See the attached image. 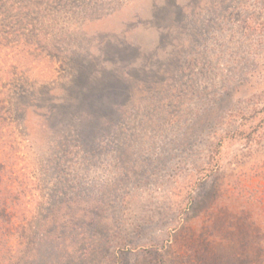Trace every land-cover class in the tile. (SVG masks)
Here are the masks:
<instances>
[{"label": "rangeland", "instance_id": "obj_1", "mask_svg": "<svg viewBox=\"0 0 264 264\" xmlns=\"http://www.w3.org/2000/svg\"><path fill=\"white\" fill-rule=\"evenodd\" d=\"M0 203V264H264V0H0Z\"/></svg>", "mask_w": 264, "mask_h": 264}, {"label": "trees", "instance_id": "obj_2", "mask_svg": "<svg viewBox=\"0 0 264 264\" xmlns=\"http://www.w3.org/2000/svg\"><path fill=\"white\" fill-rule=\"evenodd\" d=\"M115 81H117L118 83L120 82V80L118 78H116V77H115ZM87 100H88V98H86V101ZM83 102H85V99L83 100ZM0 205H1V203H0ZM11 217H12V215L8 216L7 214H5L0 209V243L6 244V242L4 241V237H6L5 234H4V231L9 230V227L13 228L17 233H19V237H20L21 240H24V241H27L28 239L31 240V236H29V233H30V230H31V227H29L30 224L28 222H24V221H27V219L23 218L22 216H19V218L15 222L11 223V221H10ZM36 229H38V228H36ZM43 237H45V236H43ZM113 261L115 263L117 261V259L115 260L113 258Z\"/></svg>", "mask_w": 264, "mask_h": 264}]
</instances>
